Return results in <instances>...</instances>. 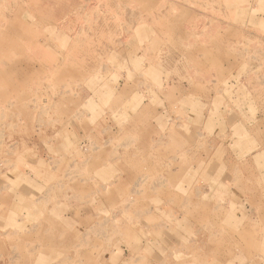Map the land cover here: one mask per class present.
Listing matches in <instances>:
<instances>
[{"label": "rangeland", "instance_id": "obj_1", "mask_svg": "<svg viewBox=\"0 0 264 264\" xmlns=\"http://www.w3.org/2000/svg\"><path fill=\"white\" fill-rule=\"evenodd\" d=\"M0 181V264H264V0H0Z\"/></svg>", "mask_w": 264, "mask_h": 264}, {"label": "crops", "instance_id": "obj_2", "mask_svg": "<svg viewBox=\"0 0 264 264\" xmlns=\"http://www.w3.org/2000/svg\"><path fill=\"white\" fill-rule=\"evenodd\" d=\"M73 117H74V113H72L71 116H68V118L64 119V120L55 119V120H53V122L55 123V124H53V126L52 125L44 126V127H41L39 130L37 128L36 130L38 132H37L36 136L35 135H31V136L28 135L21 142L25 143L28 147H34L35 149H38V148L41 149L43 151V154H46V156H48V158H52L54 156V154L52 153V151L51 152L49 151L47 144H45L46 142L48 143V138H55V136L59 132H61V131L65 132V128H66V131L69 132V136L71 135L70 136L71 138H74V137L77 138L75 135V123L76 122L73 119ZM72 129H74V131ZM49 130L51 131V133H50L51 135L46 136L47 131H49ZM37 135H39V136H37ZM43 154H42V156H43ZM38 155L41 156L40 153H38ZM34 156L36 157V155H34ZM9 160L12 163L14 158L10 157ZM15 165H17V164H15ZM110 169L111 168L109 167L108 173H110ZM7 185L8 184H5V183L0 181V211L3 210V212H4V210L10 211L11 208L13 207V205L16 206V204L18 205V203H22L25 200V199H22L21 202H18L17 195L13 194V192L17 191V189L12 188L10 185H8V186ZM41 203H42V200H39L38 204H37L38 205V212L41 211V217H42L40 220V223H39L41 231L48 230L47 228H50L49 232H51V236H58L59 237V233L54 232L51 229H56V230L61 229V223L63 224L64 221L67 220V224H68L67 225L68 226L67 231H68V233H67V236L65 238L71 237L73 239V237H75V232H74V230H69L70 229L69 224H70V222H75V219L74 218L71 219L72 216L70 215L68 208L66 209L65 206L61 204V202H57V203L56 202H49V203H47V205L45 207ZM74 217H75V212H74ZM45 226H47V227L45 228ZM73 229H74V227H73ZM5 233H6V231L1 232V230H0V237H1V235H4L3 237L6 238ZM9 246H10L9 244H7V246L5 244V253L8 252ZM6 249H7V251H6ZM118 253L121 254V252H118Z\"/></svg>", "mask_w": 264, "mask_h": 264}]
</instances>
